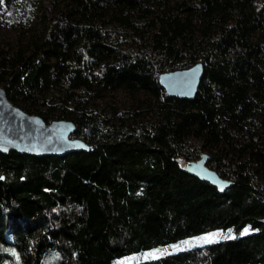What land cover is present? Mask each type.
I'll use <instances>...</instances> for the list:
<instances>
[{"label": "trees", "instance_id": "trees-1", "mask_svg": "<svg viewBox=\"0 0 264 264\" xmlns=\"http://www.w3.org/2000/svg\"><path fill=\"white\" fill-rule=\"evenodd\" d=\"M0 86L88 151L0 152V264H264V0H0ZM2 14H0L1 17ZM202 64L193 99L163 73ZM206 166L224 192L185 170ZM250 227V232L242 234Z\"/></svg>", "mask_w": 264, "mask_h": 264}, {"label": "water", "instance_id": "water-1", "mask_svg": "<svg viewBox=\"0 0 264 264\" xmlns=\"http://www.w3.org/2000/svg\"><path fill=\"white\" fill-rule=\"evenodd\" d=\"M204 68L197 64L189 69L163 73L160 84L170 97L195 98L203 77ZM76 126L72 121L54 120L47 123L37 115L17 107L0 86V152H16L32 156H57L79 151H88L90 146L81 139H74ZM207 154L198 161L189 162L185 170L203 181L211 183L220 192L232 184L221 179L205 162Z\"/></svg>", "mask_w": 264, "mask_h": 264}, {"label": "rangeland", "instance_id": "rangeland-1", "mask_svg": "<svg viewBox=\"0 0 264 264\" xmlns=\"http://www.w3.org/2000/svg\"><path fill=\"white\" fill-rule=\"evenodd\" d=\"M1 17V25H2V32L4 38L12 39L15 38V30L11 27L12 26V18L10 17V13L5 11L4 8H1L0 11ZM250 227H247L242 234H247L250 232ZM236 234L234 230L230 229L227 231H214L199 237L187 239L185 241L179 242L174 245H170L167 247H161L152 251L142 252L124 259H119L115 261L113 264H135L138 262H143L146 260H151L155 258H159L162 256H167L170 254L178 253L181 251H186L189 249L201 247L207 244H213L217 242H221L224 240L235 238ZM6 264H16L13 261H9Z\"/></svg>", "mask_w": 264, "mask_h": 264}]
</instances>
